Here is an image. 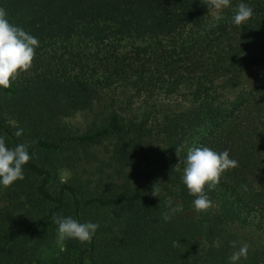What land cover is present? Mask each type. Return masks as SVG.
Instances as JSON below:
<instances>
[{"label":"trees","instance_id":"16d2710c","mask_svg":"<svg viewBox=\"0 0 264 264\" xmlns=\"http://www.w3.org/2000/svg\"><path fill=\"white\" fill-rule=\"evenodd\" d=\"M240 3L253 15L236 26L225 12L210 19L201 0H0L9 21L39 41L31 71L0 90V136L10 148L28 144L31 156L24 179L0 187V264H229L244 243L248 255L238 264H264V70L230 100L160 117L154 130L162 184L124 172L130 149L115 113L80 134L63 125L92 111L103 85L170 91H201L215 82L239 86L244 71L264 65V1ZM127 38L140 43L128 54L73 51V40L88 47ZM56 49L67 58L52 55ZM193 136L192 147L227 150L239 165L214 190L206 189L212 207L203 213L194 210L182 182L183 165H173L175 149ZM109 138L111 171L96 166L91 173L97 159L91 148ZM186 154L179 151V159ZM60 158L65 180L56 167ZM164 214L172 219L165 222ZM55 215L99 228L91 243L61 241ZM234 225L253 228L257 239L241 241Z\"/></svg>","mask_w":264,"mask_h":264},{"label":"rangeland","instance_id":"374dc122","mask_svg":"<svg viewBox=\"0 0 264 264\" xmlns=\"http://www.w3.org/2000/svg\"><path fill=\"white\" fill-rule=\"evenodd\" d=\"M234 1V2H233ZM262 1V0H260ZM264 1V0H263ZM241 0H231V6L225 9L224 18H233ZM209 18L215 19L212 15V10L209 11ZM74 52L78 50L79 53L88 55H99L104 50H111L116 54L130 53L132 47L140 44L139 41L127 38L114 41H106L101 45L83 46L78 45L76 40H73ZM39 55L47 57L43 50H39ZM52 55L56 57L61 56L64 60L67 54L62 49H56ZM92 58H89L91 61ZM264 70L263 66H258L246 70L241 75V82L239 86L232 89L223 88L219 82H215L206 89L197 91L193 89L178 88L170 91L163 87L155 88H127L120 84L103 85L99 89L98 100L94 103L92 111L83 114H75L63 121V125L75 133H83L91 123L98 124L100 120L108 113H115L119 117V124L121 126V137L124 138L130 149V162L124 167V172L135 179H142L144 177H153L157 183L162 184L161 175H165L161 166L156 164V153L160 146L157 136H155V126L160 117L165 113H177L192 106L200 104L216 105L220 102L232 99L237 93L246 91L257 83V79ZM196 137L193 136L186 142L183 152L187 153L188 149L193 146ZM112 139L109 138L103 141L99 146L91 148V152L97 157L93 162L91 171L94 167L102 169L105 173L111 171L110 149ZM127 153V152H125ZM123 153V154H125ZM133 153H136L133 156ZM122 154V153H121ZM179 163L178 152L173 155V165ZM65 159L60 158L56 163L59 177L65 180L67 172L65 169ZM114 169L113 167H111ZM161 170V172H160ZM232 232L236 233L241 241H253L257 239L258 233L251 227H240L234 225L231 228ZM61 244L57 243L53 250H60ZM53 250L44 251L43 258L47 257Z\"/></svg>","mask_w":264,"mask_h":264},{"label":"clouds","instance_id":"9594fccd","mask_svg":"<svg viewBox=\"0 0 264 264\" xmlns=\"http://www.w3.org/2000/svg\"><path fill=\"white\" fill-rule=\"evenodd\" d=\"M201 3L212 10V15L217 21L222 18L221 13L231 6V0H201ZM252 15L253 9L245 3H240L233 16V23L236 26L245 24ZM37 47H39L38 39L22 27L11 23L6 10L0 7V90L9 89L21 74L31 71ZM22 132L23 130L19 129L16 135L20 136ZM183 147L184 145L175 151H182ZM28 148L29 145L24 143L10 148L5 143V137L0 136V187L7 189L15 182L24 179V166L31 160ZM181 164L183 165L182 182L188 194L194 198V210L200 213L207 212L212 207L206 189L214 190L227 171L239 166L235 159L230 158L227 150L218 152L206 146L189 148L186 158L183 161L179 159L177 168ZM157 191L153 186L154 197H157ZM169 204H171L170 198ZM163 219L168 222L172 219V215L164 214ZM53 221L58 226V237L61 241L76 240L81 244L91 243L99 228L96 223H81L71 216L55 215ZM173 246H177L176 242ZM248 250L249 245L242 244L229 257V264H238L242 258L246 259Z\"/></svg>","mask_w":264,"mask_h":264}]
</instances>
